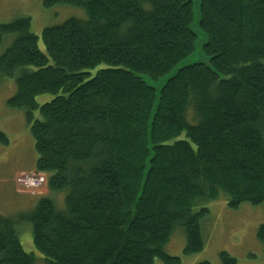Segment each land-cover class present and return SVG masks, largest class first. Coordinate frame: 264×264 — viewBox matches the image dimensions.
Masks as SVG:
<instances>
[{
  "label": "trees",
  "instance_id": "obj_1",
  "mask_svg": "<svg viewBox=\"0 0 264 264\" xmlns=\"http://www.w3.org/2000/svg\"><path fill=\"white\" fill-rule=\"evenodd\" d=\"M193 1L45 0L88 16L45 28L46 52L30 18L0 26V46L18 35L0 56V78L16 80L9 105L26 111L36 173L66 192L64 211L41 197L19 218L0 215V264H36L23 221L46 264H182L166 245L182 227L186 255L205 248L201 201L224 193L232 209L264 203V0H201L211 66L178 70L158 99L145 79L194 52ZM45 93L55 97L39 106ZM0 142L9 144L1 131ZM258 237L264 243V224Z\"/></svg>",
  "mask_w": 264,
  "mask_h": 264
},
{
  "label": "rangeland",
  "instance_id": "obj_2",
  "mask_svg": "<svg viewBox=\"0 0 264 264\" xmlns=\"http://www.w3.org/2000/svg\"><path fill=\"white\" fill-rule=\"evenodd\" d=\"M193 11L192 26L198 35L194 52L180 61L171 73L159 80L145 77L149 84L157 89V98L162 84L177 70L197 62L209 63V57L203 49L207 35L199 24L200 0H194ZM23 17L31 19V31L39 36V47L44 52L46 49L42 33L45 28L60 25L72 17L88 18L84 9L72 5L57 4L47 7L45 0H0V26ZM17 36L16 33L5 36L0 46V56ZM16 92L15 78L1 76L0 131L7 135L9 144L0 142V215L19 218L33 210L41 197L53 199L58 209L64 211L65 191L50 190L47 182L40 188L33 189L22 181L27 176L35 175L38 154L25 109L9 105V100ZM54 97L55 95L51 93L40 94L37 95L36 101L41 106ZM157 102L156 100L155 106ZM34 115L40 118L39 109ZM202 207L210 210L209 215L202 221L205 248L198 253L186 255L184 253L186 234L182 227H178L166 245L167 253L180 257L182 264H197L202 261L223 264L220 253L224 251L234 256L237 264H264V243L258 237L259 227L264 224V203L255 205L246 201L239 208L232 209L223 193L219 199L201 201L195 210L199 211ZM19 233L24 250L35 255L36 264H46L44 256L35 247L30 223L23 221L19 226ZM156 263L164 264L159 259Z\"/></svg>",
  "mask_w": 264,
  "mask_h": 264
},
{
  "label": "built area",
  "instance_id": "obj_3",
  "mask_svg": "<svg viewBox=\"0 0 264 264\" xmlns=\"http://www.w3.org/2000/svg\"><path fill=\"white\" fill-rule=\"evenodd\" d=\"M23 182H26V185L29 188L37 189L40 188L44 182H46V177L43 174L35 173L33 176H27L22 179Z\"/></svg>",
  "mask_w": 264,
  "mask_h": 264
},
{
  "label": "water",
  "instance_id": "obj_4",
  "mask_svg": "<svg viewBox=\"0 0 264 264\" xmlns=\"http://www.w3.org/2000/svg\"><path fill=\"white\" fill-rule=\"evenodd\" d=\"M193 3H194V1H193ZM200 4H201V0H200ZM200 18H201V14H200ZM199 24H200V22H199ZM191 28H192V30L194 31V33L197 35V33H196V31L194 30V28H193V26H191ZM207 35V34H206ZM197 38H198V35H197ZM197 42V41H196ZM206 44H208V36H207V40H206V42L204 43V45H203V49H204V46L206 45ZM195 46H196V44H195ZM198 63H202V64H205L206 66H208V67H210L211 66V64H210V58H209V63H204V62H197V63H193V64H189V65H186V66H184V67H188V66H192V65H194V64H198ZM184 67H182V68H184ZM182 68H180V69H182ZM179 69V70H180ZM178 71V70H177ZM176 71V72H177ZM176 72L174 73V74H176ZM174 74H172L171 76H174ZM171 76H169L168 78H170ZM167 78V79H168ZM167 79H166V81H167ZM165 81V82H166ZM164 82V83H165ZM163 83V84H164ZM162 84V85H163ZM152 86V85H151ZM154 89H156L154 86H152ZM161 90V89H160ZM156 96H157V94H156ZM159 96H160V94H159ZM158 106V103H157V105L155 106V108H154V111L156 110V107Z\"/></svg>",
  "mask_w": 264,
  "mask_h": 264
},
{
  "label": "bare ground",
  "instance_id": "obj_5",
  "mask_svg": "<svg viewBox=\"0 0 264 264\" xmlns=\"http://www.w3.org/2000/svg\"><path fill=\"white\" fill-rule=\"evenodd\" d=\"M157 90V89H156ZM158 99V98H157Z\"/></svg>",
  "mask_w": 264,
  "mask_h": 264
}]
</instances>
